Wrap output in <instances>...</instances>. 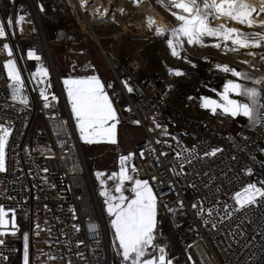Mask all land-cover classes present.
<instances>
[{
  "label": "built area",
  "instance_id": "built-area-1",
  "mask_svg": "<svg viewBox=\"0 0 264 264\" xmlns=\"http://www.w3.org/2000/svg\"><path fill=\"white\" fill-rule=\"evenodd\" d=\"M83 1H44L57 19L48 39L37 34L41 30L17 33L13 17L11 29L10 21H4L9 36L5 32L0 37V116L10 119L11 126L5 170L0 172V207L8 213V223L0 226V264H9L19 248L7 235L27 233L36 216L43 228V264H110L104 223L79 131L65 101L48 41H79L88 52L91 42L96 45L119 89L120 95L112 100L116 121L140 132L120 155L130 156L126 163L132 161L136 166L128 173L147 180L157 200L170 197L187 212L180 256L172 264H264V197L243 208L234 199L249 184L264 188V157L255 155L264 146V121L254 123L248 131L243 126L231 131L224 124L191 114L188 99L173 106L171 89L160 75L138 77L136 59L119 60L110 41L117 32H96L95 22L103 23L105 17H98L94 10L97 0L91 13H83ZM99 1L103 8L107 0ZM12 2L16 17L40 25L35 0ZM119 28V34L127 29ZM105 37L109 40L103 42ZM14 51L26 104L13 99L4 69L3 56L15 57ZM249 52L255 53L256 60L243 65L264 77V47ZM41 66L47 69L46 77L37 74ZM257 88L264 89V85ZM214 150L219 151L206 155ZM90 225H95L94 231Z\"/></svg>",
  "mask_w": 264,
  "mask_h": 264
},
{
  "label": "rangeland",
  "instance_id": "rangeland-1",
  "mask_svg": "<svg viewBox=\"0 0 264 264\" xmlns=\"http://www.w3.org/2000/svg\"><path fill=\"white\" fill-rule=\"evenodd\" d=\"M13 0H0V25L4 28L3 21L8 22L9 29H11V18L13 17L14 29L20 34L23 30L19 22L21 19L16 17V8L12 10ZM38 5L41 23L35 22L36 30L40 31L37 34L46 37L51 36L52 24L57 20L55 16L50 14L47 7L44 5L45 0H35ZM260 1V0H259ZM39 2V3H38ZM96 1H93L94 4ZM167 0H165V3ZM97 0L96 5L104 11L105 17L102 18L103 23L99 20L95 22L96 32L98 34H114L117 32L115 38H111V47L116 51L120 59H136L139 63L138 73L144 77L152 73H156L163 78L164 84L171 89L170 102L173 106L177 107L183 99L189 100L188 111L201 117L216 116L220 120L229 125L231 131H236L239 122L231 115L224 114L220 109L216 114H213L210 109L201 107L202 97H208L220 101L218 93L222 92L216 81L212 78L213 67L216 65H226L233 62L243 65L245 61L254 62L256 59L253 55H248L249 51L256 48H238L237 51H226L223 43L221 48L199 45H188L186 40L183 47L178 49L180 56L175 57L171 54L168 47L167 40L171 39V34L166 33L163 36L155 34L154 27L149 29L147 26V18L151 17L156 21V26H163L168 29L178 26V21L171 15V11L158 3V0H107L102 6ZM109 3V7L107 5ZM42 4V7L39 6ZM86 4V3H85ZM90 5V2L87 3ZM84 13H90L89 11ZM264 21V13H260L258 17ZM19 21H18V20ZM56 19V20H55ZM25 20V19H22ZM19 22V23H18ZM212 26L220 24L213 20ZM227 27H231L229 21L225 20ZM126 27V31L119 34V27ZM40 28V29H39ZM243 33H261L264 34V27L254 25L248 27L246 25H237ZM5 31V28H4ZM26 31V29H25ZM258 38V37H257ZM103 42L109 38H101ZM215 38L205 37V45H212L217 43ZM50 52L52 54L53 65L59 77V82L63 88L64 98L67 103L69 112L74 120V124L79 131V140L82 147V152L85 164L90 175L93 189L96 194L106 238L108 241L110 264H127L123 261L121 250L119 249V241L116 239L115 230L111 225V217L107 213V205L105 204V197L101 192L107 191L111 195L119 196L120 193L115 191L119 180L109 179L113 173H119L121 170L120 158L121 154L125 153L131 146V143L140 137V132L137 128H129L124 126L118 121H109V125L116 124V143H110L104 140L94 143H86L81 139V133L77 126V120L72 112V105L68 98L67 88L64 84L66 79H81L89 76H97L104 85V89L108 94L111 101L114 96H119V89L112 79L110 72L107 70L103 58L101 57L96 45L91 42L89 52L84 45L79 41H72L68 43L48 41ZM228 47H236L228 42ZM261 48V47H259ZM115 52V53H116ZM4 69L8 76L5 64L9 60L15 61L16 68L20 73L19 66L14 56L4 55ZM241 59V63L237 60ZM193 64L195 67H193ZM171 70V71H170ZM180 70L184 75L177 76L173 72ZM21 76V73H20ZM9 78V77H8ZM10 79V78H9ZM53 83V81H52ZM196 86L198 90L195 91ZM197 89V88H196ZM11 120L5 116H0V127L10 128ZM133 130H136L132 133ZM256 157L264 156V146L262 150L255 153ZM124 168L127 174L130 169L136 166L132 161L124 163ZM97 173H102L99 178ZM132 176V175H130ZM133 180L144 178L132 176ZM101 181H104L102 184ZM134 187L133 181H125L123 184V194L129 199L134 198L132 188ZM157 226L155 231L154 244L158 247L148 250L149 257L159 256V247H163L171 257L172 263H176L180 256V239L185 233L187 225V212L184 208L177 206L170 197H165L161 201L157 200ZM9 238L15 240L19 245V250L13 254L9 259V264H24L25 243H27V251L29 258V241H25V234L22 233L8 234ZM43 228L41 220L38 216L34 217L31 224V240H30V263L39 264L42 252Z\"/></svg>",
  "mask_w": 264,
  "mask_h": 264
},
{
  "label": "snow or ice",
  "instance_id": "snow-or-ice-1",
  "mask_svg": "<svg viewBox=\"0 0 264 264\" xmlns=\"http://www.w3.org/2000/svg\"><path fill=\"white\" fill-rule=\"evenodd\" d=\"M140 0H136L139 3ZM162 6L176 11H171V15L178 21V26L168 29L163 26H156V21L147 18V26L149 29L155 30L157 36H163L166 33L171 34V39L167 40L171 54L175 57L180 56L178 49L183 47L186 40L188 45H199L201 47L211 46L217 49L221 48L223 43L226 51H237L238 48H259L264 47V34L261 33H243L237 28L227 27L226 23L212 26V21L217 19H225L226 21H235L241 25L248 27L254 26L257 21L253 18V13L259 11L264 13V0H260V7L257 9L248 0H158ZM21 20L23 17L20 18ZM259 25L264 27V21H259ZM5 36V31L0 25V37ZM215 38L217 43L205 45L204 38ZM258 37V38H257ZM233 46L228 47V42ZM4 48L11 55V50L5 44ZM248 55H255L249 52ZM30 57L35 56L29 53ZM35 59L39 60L38 56ZM264 59V57H262ZM247 63V61H245ZM193 67L195 65L193 64ZM218 70L225 73H231L237 80H228L223 91L218 93L220 101L202 97L201 107L210 109L216 114L220 109L224 114L236 116H244L249 118L253 123L264 121V89L257 87H247L239 82L243 80H253L246 72H239L227 65H217ZM8 77L12 80L13 99H19L21 103H27V99L21 95L23 88V80L16 68L15 61L9 60L5 64ZM171 71V70H170ZM37 74L42 77L48 75L47 69L41 66ZM174 75H184L180 70H175ZM255 85H264V77L253 80ZM64 84L67 88L68 98L72 105V112L76 117L77 126L81 133V139L86 143L99 142L101 140L115 144L116 141V124L109 125V121H116L117 114L113 107L112 101L104 89V85L97 76H89L81 79H66ZM127 86V85H126ZM131 92L132 89L128 88ZM230 94L241 96L245 101L230 98ZM41 96L47 100L48 97L42 91ZM45 107H48L45 104ZM138 123V122H137ZM10 130L0 127V172L5 170V146L7 144ZM214 150L206 155H215ZM131 159L121 157L120 172L113 173L109 179L119 180L115 191L120 195L114 196L107 191L101 192L105 197L107 205V213L114 217L111 225L115 230L116 239L119 241L120 254L123 261L127 264H172L166 259L165 249L159 247L160 255L149 257L148 250L155 249L158 246L154 244L155 231L157 226V198L150 187L147 180L135 179L127 174L124 168L125 161ZM135 170V169H133ZM102 173H97L99 178ZM125 181H133L134 187L132 192L134 198L129 199L123 194V184ZM103 184L104 181H101ZM257 197H264V188H258L255 184H249L242 192L235 194V201L240 208L249 204H254ZM8 213L0 207V226L6 225L8 221L5 217ZM14 226V216H13ZM90 230H95V225H90ZM77 230L79 227L77 226ZM3 233H0L2 235ZM27 241V237H25ZM3 243V241H0ZM24 264H28L27 243H25Z\"/></svg>",
  "mask_w": 264,
  "mask_h": 264
},
{
  "label": "crops",
  "instance_id": "crops-1",
  "mask_svg": "<svg viewBox=\"0 0 264 264\" xmlns=\"http://www.w3.org/2000/svg\"><path fill=\"white\" fill-rule=\"evenodd\" d=\"M116 54H117V52H116ZM117 56H118V54H117ZM118 58L122 62H126V61L130 60V59H120L119 56H118ZM237 61L239 63H241V59L240 60H237ZM226 65L229 66L232 69H235L236 71L248 73L249 76L253 78V80L254 79H257V78H261V74H260L259 71L251 70L250 68H248V67H246L244 65H239V64H236V63H233V62H229V64H226ZM216 66L213 67L212 78H213V80L216 81L217 85L220 87V90L223 91V86H224V84L228 80H230V79L231 80H237V78L236 77H233L231 75V73H225L223 71L218 70ZM221 66H223V64ZM137 75H138V77H144L143 75H140L138 72H137ZM253 80H243V79H240L237 82H239V83H241L243 85H246L247 87H257V85H255L253 83ZM230 98L237 99V100H240V101H245V98L244 97L235 96V95H232V94H230ZM208 118L214 120L217 123L226 125L228 127V129H229V125L226 122L220 120L218 117L211 116V117H208ZM234 118H235V120H237L239 122V125H238L237 129L243 126V129L245 131H248L249 128L254 124L251 120H249V118L244 117L242 115L236 116ZM262 157H264V156H262ZM25 234L27 235V239H28V232L27 233H22V237ZM18 250H19V248H18ZM9 261H10V259H9ZM44 261H45V258H44V256L42 255V252H41V257H40V260H39V264H43Z\"/></svg>",
  "mask_w": 264,
  "mask_h": 264
},
{
  "label": "bare ground",
  "instance_id": "bare-ground-1",
  "mask_svg": "<svg viewBox=\"0 0 264 264\" xmlns=\"http://www.w3.org/2000/svg\"><path fill=\"white\" fill-rule=\"evenodd\" d=\"M93 1H96V0H84L83 1V13H84V11L85 12H87V11H89L90 13H91V10H92V8H93V6H94V4H92V2ZM90 2V5L89 4H87V3H89ZM248 2L249 3H251V4H253L257 9H259V7H260V1L259 0H248ZM86 3V4H85ZM109 7V3H108V5H107V8ZM95 8V9H94ZM94 10L98 13V17H101V16H103V15H105L106 13L104 12V11H102V9L99 7V6H97L96 4H95V6H94ZM259 15H260V12L259 11H257V12H255V13H253V18L257 21V23L255 24V25H257V26H260L259 25V21H261L258 17H259ZM19 21V20H18ZM23 22V24L22 25H20V29L21 30H28V31H30V32H32V31H34V30H36L35 28H36V25H35V22H30L27 18L25 19V20H20L19 22ZM18 22V23H19ZM216 22H219L220 24L221 23H225V19H223V18H221V19H217L216 20ZM230 22V24H231V27L230 28H237V25L239 24V23H237V22H235V21H229ZM39 26H37V28H38ZM138 65H139V63H138ZM196 90V89H195Z\"/></svg>",
  "mask_w": 264,
  "mask_h": 264
},
{
  "label": "water",
  "instance_id": "water-1",
  "mask_svg": "<svg viewBox=\"0 0 264 264\" xmlns=\"http://www.w3.org/2000/svg\"><path fill=\"white\" fill-rule=\"evenodd\" d=\"M4 28H5V32H6L7 36H9V30H8L5 22H4ZM14 55H15V59H16V61L18 63V66H19V69H20V73H21L22 71H21L20 63H19L18 56H17L15 51H14ZM12 84H13L12 80L9 79L8 80V86L10 88L11 94L13 95ZM30 240H31V226L29 225L28 226V241H29V258L28 259H29V263H30Z\"/></svg>",
  "mask_w": 264,
  "mask_h": 264
}]
</instances>
